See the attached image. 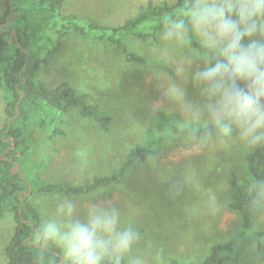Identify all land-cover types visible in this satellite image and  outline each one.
I'll return each instance as SVG.
<instances>
[{
	"label": "rangeland",
	"instance_id": "374dc122",
	"mask_svg": "<svg viewBox=\"0 0 264 264\" xmlns=\"http://www.w3.org/2000/svg\"><path fill=\"white\" fill-rule=\"evenodd\" d=\"M149 1L176 2L64 0L61 11L118 25ZM4 11V0H0V15ZM123 42L146 61L128 62L112 44L74 32L39 66L37 77L44 85L66 83L84 92L87 103L109 118L107 126L101 127L71 106L60 114L62 134L51 137L34 119L28 125L25 138L29 149L20 168L31 187L26 199L37 209L42 225L56 219L55 200L66 194L33 191L36 182L82 184L93 176L110 174L134 146H146V127L153 115L151 106L163 99L161 89L148 77L150 71L170 72L165 60L172 54L157 50L153 38L142 40L127 35ZM187 91L190 97H198V90L190 84ZM166 117L178 125L175 116ZM5 120L0 88V128ZM248 156L242 160L237 153L216 143L201 147L185 135L178 136L165 128L148 157L129 166L117 183L87 194L67 196L76 198L82 211L94 196L114 197L124 219L133 222L141 233L134 253L146 256L149 264H194L204 259L214 244L227 242L234 244L236 260L225 264H264V234L260 243L241 240L239 216L229 206L228 180L232 175L243 178ZM152 157L154 166L149 162ZM208 190H215L221 199L216 215L204 211ZM13 228L12 215L5 212L0 218V264L6 261L4 247ZM251 230L264 232V206L255 208Z\"/></svg>",
	"mask_w": 264,
	"mask_h": 264
},
{
	"label": "clouds",
	"instance_id": "9594fccd",
	"mask_svg": "<svg viewBox=\"0 0 264 264\" xmlns=\"http://www.w3.org/2000/svg\"><path fill=\"white\" fill-rule=\"evenodd\" d=\"M153 42L172 54L165 60L170 72L148 77L163 98L152 104L153 114L175 116L201 147L216 143L242 160L264 151V0H180L176 12L159 20ZM189 84L198 97L189 96ZM149 162L154 166L155 157ZM243 178L250 203L264 206V176L257 179L243 166ZM205 195L204 211L216 215L219 194ZM53 215L40 224L37 239L57 246L65 264H149L134 253L141 233L114 197L94 196L83 211L76 198L57 197Z\"/></svg>",
	"mask_w": 264,
	"mask_h": 264
},
{
	"label": "trees",
	"instance_id": "16d2710c",
	"mask_svg": "<svg viewBox=\"0 0 264 264\" xmlns=\"http://www.w3.org/2000/svg\"><path fill=\"white\" fill-rule=\"evenodd\" d=\"M63 1L4 0L5 11L0 15V88L6 116L0 128V218L9 212L14 221L13 232L4 247V264H65L57 246L52 243L43 245L42 241H38L41 219L23 192L28 190L29 183L18 170L13 171L16 162L21 167L27 158L29 145L25 131L30 122L36 120L51 137L62 134L58 125L60 114L71 106L77 108L81 116L93 119L101 127H106L109 122V118L100 113L95 105L87 103L84 92L66 83L54 87L44 85L37 77L40 64L46 63L49 55L59 49L61 41L74 32L112 44L128 62L144 63L145 58L131 51L123 38L127 35L142 40L153 38L161 17L172 15L180 3V0L172 4L149 1L123 23L112 25L77 14H64L61 11ZM165 128L178 136L185 135L161 110L148 119L146 146L131 148L125 160L110 174L93 176L78 185L38 181L32 190L74 195L115 184L129 166L148 157ZM12 143L14 147H11ZM247 160L250 174L257 179L264 176V151L258 149L249 154ZM228 185L229 206L240 220L239 238L260 243L264 232L251 230L256 207L250 203L246 179L232 175ZM235 260L236 248L233 243L227 242L214 244L207 256L194 264H225Z\"/></svg>",
	"mask_w": 264,
	"mask_h": 264
},
{
	"label": "water",
	"instance_id": "95a60500",
	"mask_svg": "<svg viewBox=\"0 0 264 264\" xmlns=\"http://www.w3.org/2000/svg\"><path fill=\"white\" fill-rule=\"evenodd\" d=\"M11 147H14V144H13V143L11 144ZM7 149H9V147H8ZM16 170H18L19 173H20V175H22V171H21L20 163H19V162H16L15 166L13 167V171H16ZM28 183H29V182H28ZM23 192H25L26 194H29V193L31 192V187H30V185H29V187H28V190H23ZM21 199H22V198H21ZM61 261H62V258H61L60 262H61Z\"/></svg>",
	"mask_w": 264,
	"mask_h": 264
}]
</instances>
